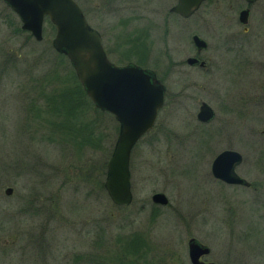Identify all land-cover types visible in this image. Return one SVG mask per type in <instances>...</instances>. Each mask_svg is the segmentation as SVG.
Returning a JSON list of instances; mask_svg holds the SVG:
<instances>
[{
    "label": "rangeland",
    "instance_id": "1",
    "mask_svg": "<svg viewBox=\"0 0 264 264\" xmlns=\"http://www.w3.org/2000/svg\"><path fill=\"white\" fill-rule=\"evenodd\" d=\"M75 1L101 34L110 61L156 71L167 87L164 105L131 152V204H113L103 184L118 122L78 97V84L68 78L74 70L51 45L53 24L46 19L42 40L36 41L0 0V208L10 219L1 225L0 245L13 243L6 264H73L76 256L90 254L100 256V264H190L191 237L211 249L209 261L264 264V136L258 133L264 105L252 97L264 89V0L253 4L246 36L210 37L205 56H231L213 49L226 44L250 52L225 57L215 67L211 60L205 70L184 62L193 54L188 31L214 35L215 18L205 25L197 17L169 16L176 0ZM138 34L148 45L145 55L126 51L127 37ZM41 79L37 86L46 90L44 96L29 90L31 81ZM33 100L42 107L40 115L27 111ZM201 100L216 113L208 126L195 117ZM223 105L234 111H221ZM52 124L56 130L86 124L93 130L61 141ZM91 133L93 144H87L83 140ZM225 149L242 154L237 173L262 192L213 178L211 162ZM7 187L13 189L10 196L4 194ZM156 192L168 197L166 206L151 203ZM135 234L148 252L143 258L122 254L121 239Z\"/></svg>",
    "mask_w": 264,
    "mask_h": 264
},
{
    "label": "water",
    "instance_id": "2",
    "mask_svg": "<svg viewBox=\"0 0 264 264\" xmlns=\"http://www.w3.org/2000/svg\"><path fill=\"white\" fill-rule=\"evenodd\" d=\"M203 0H178L171 11L183 16L191 14ZM249 2L253 0H247ZM17 15L21 29L28 31L36 41L42 40L44 18L53 24L55 33L51 41L53 49L64 55L93 105L110 113L119 124V132L112 153L106 163L104 189L111 202L128 206L133 200L131 191L130 157L139 141L154 125L159 110L164 105L166 87L157 78L154 70L133 62L115 64L104 49L101 34L87 21L82 8L75 0H3ZM247 11L240 13L245 23ZM199 48L205 42L193 36ZM196 59L189 58L193 63ZM197 118L209 121L213 110L203 103ZM242 162L240 152L225 149L211 162L212 176L226 184L249 185L235 172ZM13 192L11 187L4 191L6 196ZM151 202L159 206L169 203L163 192L151 195ZM191 264H204L202 255L208 254V246L191 237L187 242ZM208 264H216L209 262Z\"/></svg>",
    "mask_w": 264,
    "mask_h": 264
},
{
    "label": "flooded vegetation",
    "instance_id": "3",
    "mask_svg": "<svg viewBox=\"0 0 264 264\" xmlns=\"http://www.w3.org/2000/svg\"><path fill=\"white\" fill-rule=\"evenodd\" d=\"M256 1L257 0H253L251 2H249L247 0H203L200 3V5L198 6V8H196L191 14H189L188 16H183V15L177 13V12H174V11H171L170 10L171 7H173L178 2V0H176V2L168 9V13L167 14L169 16L170 15L171 16H174L175 15V16H177L179 19H181L183 21H190V20L195 19L197 17L205 25H207V23L210 24V21L213 18H215L217 20V25H216L217 30L214 33V35L213 34L212 35L211 34L210 35H206V34L204 35V34H202L200 31H198L194 27L191 28L188 31V32H190V31L192 32L191 42H192L193 48H191V49H193V54L192 55H189V56H187L185 58V60H184L185 64H187L190 67H198L201 70H205V69H207V67H208L209 63L211 62V60L213 61V65L215 67L216 66V63L221 62L225 57H234V58L236 57V58H239V57H241L240 55H245L247 52H250L249 50L247 52L244 51V50H247L245 47H241V46H230V45L226 44V45H223V46H217L216 45L215 47H213V49L216 52H220V50H222L223 53L230 54L231 56H221L219 59L216 58L214 60L211 59V57H209L208 55H207V57L205 56V53H207V51L210 50V48H211V43L209 41V38L210 37L220 39V37L223 38V36H225V37L234 39V37H237L238 35H240V33L243 34V35H245V34H247L249 32V30H250V22H251V19H252V6H253V4ZM243 10H246L247 11V19H246V22L245 23H242L240 21V13ZM219 18H221V20H219ZM46 19H48V17H45L44 18V21ZM234 23H235V26H234ZM236 26L237 27H241V29H242L241 32H239L237 29H232L231 30V28L236 27ZM193 36H198L199 38H201L205 42V45L198 48L195 45L194 41H193ZM247 36H249V35H247ZM250 37H251V35H250ZM254 51H256V49ZM263 52H264V47L262 49V54H263ZM234 53H237V54H234ZM189 58H194V59H196V61L193 62V63H189V62H187V60ZM258 58L260 59V56ZM154 72L156 73V71H154ZM156 76L160 80V78L158 77V74L157 73H156ZM165 87H166V85H165ZM166 91H167V87H166ZM166 91H165V94H166ZM252 97L254 99V103L255 104H257V105L263 104L264 105V89H261V92H259V93L252 94ZM164 99H165V96H164ZM203 103H206L207 105H209L211 107V109L213 110V118L211 120L205 121V122L204 121H201V120H199L197 118V114L200 111V107L202 106ZM242 108H246L245 103L242 104ZM221 111L226 112V113H229V112H233L234 111V108H232L231 106L226 107V105H223V106H221ZM215 114L216 113H215V110L213 109V107L208 102H206L204 100H201L200 103H199V105H198L197 112L195 114L196 120L198 122L197 124H199L200 126H208L213 121V119L215 117ZM251 132H253V133L254 132H257V130L254 129V131H253V128L251 127ZM258 133L260 135H263L264 136V127L260 131H258ZM242 160H243V156H242ZM238 166L235 167V172L236 173H237L236 168ZM240 177H242V176H240ZM242 178H244V177H242ZM244 179L249 182V185L245 186V185H240V184H226V183H224V182H222L220 180H218V181H220L221 183L225 184L226 186H230V187L231 186L232 187L242 186V187H245V188H248V189L254 188L252 190L255 193L262 192L263 191L264 187H263L262 190H258V189H256V187H255L256 184L253 181H249L246 178H244ZM262 203H264V201H262ZM153 205H155V207H157V206L160 207L159 205H156V204H153ZM187 252H188V248H187ZM209 253H210V251H209ZM208 254L202 255L200 257V260L203 261L204 264H208L209 262H214V261H209V260L206 259V256ZM214 263H216V262H214ZM216 264H218V263H216Z\"/></svg>",
    "mask_w": 264,
    "mask_h": 264
},
{
    "label": "trees",
    "instance_id": "4",
    "mask_svg": "<svg viewBox=\"0 0 264 264\" xmlns=\"http://www.w3.org/2000/svg\"><path fill=\"white\" fill-rule=\"evenodd\" d=\"M17 29V28H16ZM25 31V30H24ZM127 42L129 41V44H128V48L129 49H127L126 51H129V52H134V53H136L137 55H145L144 53H147V51H148V45L146 44V41H144V40H142L141 39V35L140 34H138V35H135V39H128V37H127ZM142 50H144V51H142ZM58 56L60 57V59L61 60H63L64 58H66L64 55H62V54H59L58 53ZM64 61V60H63ZM143 61V59H139V62H142ZM138 62V63H139ZM1 71H2V73H4V71L5 70H3V69H1ZM68 78L69 79H71V80H73L74 82H76L77 84H78V86H77V88H78V92H76L77 94H78V97H83V98H85V99H87L88 97H87V95L85 94V92L83 91V88L81 87V85H80V83H79V81L77 80V77H76V75H75V73L73 72V71H71V75L69 76L68 75ZM45 80H46V78H44ZM36 80V79H35ZM39 82H43V80L41 79V80H39L38 82L37 81H31V84H30V86H29V90H33L34 91V93H36V94H38L39 96H44L45 95V93H46V90L44 89H41V88H39L41 85H38L37 86V84H40ZM33 86V87H32ZM35 86H37V87H35ZM28 91V90H27ZM33 93V94H34ZM38 99V98H37ZM89 100V99H88ZM90 101V100H89ZM91 102V101H90ZM35 100H33V102L32 103H30L29 104V106L27 107V111L29 112V111H31V110H35L36 111V113L34 114V116L35 115H40V109L42 108V107H39V104L36 106L35 104ZM80 108H83V106H81ZM104 112V111H103ZM73 113H69V115H72ZM55 125V124H54ZM56 126V125H55ZM62 126H64V125H61L60 127H62ZM52 130H53V132H52V134H54L55 133V131L57 132L58 131V133H59V139L61 140V141H64L65 139H63V137H66V138H68V137H70V138H72V139H74V140H76V136L77 135H79V134H81V133H83V131L82 130H89L90 129V131H91V129L92 128H89V125H85V127L83 128V129H77L76 130V128H69V127H62V128H60V129H53L54 127H53V124H52ZM86 128H88V129H86ZM93 130V129H92ZM92 132V131H91ZM49 134V133H48ZM47 134V135H48ZM92 133L90 134V136H89V139H87V137L88 136H86V138L83 140V141H86L87 142V144L89 143V144H93V138H92ZM49 136V135H48ZM43 137H47L46 136V134H44V136ZM56 140V139H55ZM57 141V140H56ZM78 142V141H77ZM62 143V142H61ZM65 146V145H64ZM96 146V145H95ZM63 147V146H62ZM153 210H155V211H153V212H156V208H153ZM7 211H4V210H2V208H0V231H1V229H2V224H3V222H5V221H8V220H10V219H8L7 218ZM154 215H155V213H154ZM153 215V216H154ZM19 231H17L16 230V233L19 235V238H20V234L18 233ZM140 236V234H135L133 237H131V238H127V237H123L122 239H121V241H122V246H123V248H122V250H123V253L122 254H124V256L125 257H130L131 255H132V252H134V254H136L137 256H140V257H142L143 258V255H142V253L144 252V255L146 254V253H148L147 252V250H144V248H143V246L144 245H142L141 244V238L139 237ZM129 239H131V240H129ZM141 244V245H140ZM12 246H13V243H10V244H7V245H0V252H3V256H0V264H6V263H8L9 262V260L10 259H8V255H12V252L11 253H9L8 252V249H10L11 250V248H12ZM11 247V248H10ZM22 249H23V247H21L20 246V250L22 251ZM31 250V249H30ZM11 251H13V250H11ZM16 252V251H15ZM126 252H128V254H125ZM130 255V256H129ZM135 255V256H136ZM9 256V257H10ZM20 257H23V253H21L20 255H19V258ZM131 261H133L134 262V259H131ZM22 262H23V260H22ZM85 263V264H89L90 262V264H100V256H97V255H94V254H90V255H82V256H76L74 259H73V264H77V263ZM21 263V262H20ZM21 264H23V263H21ZM122 264H124V262L122 263Z\"/></svg>",
    "mask_w": 264,
    "mask_h": 264
}]
</instances>
